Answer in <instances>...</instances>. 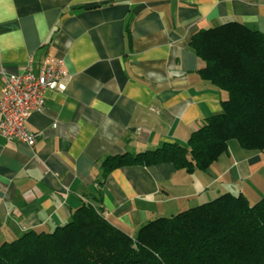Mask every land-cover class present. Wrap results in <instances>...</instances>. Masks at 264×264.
<instances>
[{"label": "crops", "instance_id": "obj_1", "mask_svg": "<svg viewBox=\"0 0 264 264\" xmlns=\"http://www.w3.org/2000/svg\"><path fill=\"white\" fill-rule=\"evenodd\" d=\"M229 21L264 33V0H0V96L7 75L37 72L47 56L68 71L66 89H49L27 119L34 146L0 134V243L51 232L87 202L135 237L193 202L246 194L247 181L264 187V150L236 140L207 171L162 162L105 173L120 155L187 145L221 112L190 40Z\"/></svg>", "mask_w": 264, "mask_h": 264}, {"label": "trees", "instance_id": "obj_2", "mask_svg": "<svg viewBox=\"0 0 264 264\" xmlns=\"http://www.w3.org/2000/svg\"><path fill=\"white\" fill-rule=\"evenodd\" d=\"M190 47L204 62L201 79L223 94L221 112L209 116L187 145L120 155L106 174L162 162L190 173L207 171L231 140L249 151L264 150V33L229 21L197 31ZM0 264H264V194L253 204L244 193L225 192L150 220L135 237L87 202L51 232L32 229L1 242Z\"/></svg>", "mask_w": 264, "mask_h": 264}, {"label": "built area", "instance_id": "obj_3", "mask_svg": "<svg viewBox=\"0 0 264 264\" xmlns=\"http://www.w3.org/2000/svg\"><path fill=\"white\" fill-rule=\"evenodd\" d=\"M64 60L45 57L37 72L26 69L6 76L0 96V134L7 140H20L34 146L37 134L27 127L32 111L45 107L46 92L66 89L68 71Z\"/></svg>", "mask_w": 264, "mask_h": 264}, {"label": "rangeland", "instance_id": "obj_4", "mask_svg": "<svg viewBox=\"0 0 264 264\" xmlns=\"http://www.w3.org/2000/svg\"><path fill=\"white\" fill-rule=\"evenodd\" d=\"M256 187H257L256 181L254 180L247 181L245 193L250 197L251 203L253 204L259 201L264 194V187L258 186V189ZM234 192L239 193V191H234ZM189 206L192 207L197 206V203L193 202ZM186 208H188V206ZM168 216H171V214Z\"/></svg>", "mask_w": 264, "mask_h": 264}, {"label": "water", "instance_id": "obj_5", "mask_svg": "<svg viewBox=\"0 0 264 264\" xmlns=\"http://www.w3.org/2000/svg\"><path fill=\"white\" fill-rule=\"evenodd\" d=\"M134 247L137 248V245L135 244Z\"/></svg>", "mask_w": 264, "mask_h": 264}]
</instances>
